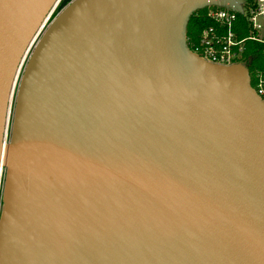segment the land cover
Returning <instances> with one entry per match:
<instances>
[{"label": "water", "instance_id": "1", "mask_svg": "<svg viewBox=\"0 0 264 264\" xmlns=\"http://www.w3.org/2000/svg\"><path fill=\"white\" fill-rule=\"evenodd\" d=\"M243 2L0 0V264H264V102L185 45Z\"/></svg>", "mask_w": 264, "mask_h": 264}, {"label": "built area", "instance_id": "2", "mask_svg": "<svg viewBox=\"0 0 264 264\" xmlns=\"http://www.w3.org/2000/svg\"><path fill=\"white\" fill-rule=\"evenodd\" d=\"M243 10L252 31L247 38L238 39L233 32L237 12L211 6L207 7L206 17L213 22V25L201 31L197 44H187L185 39V45L190 53L208 63L219 66H243L247 71L250 89L264 102V71L248 70L249 68L242 61L246 41H254L264 46V0H253V5L248 8H244L241 4V11ZM4 179L5 168L0 164V211Z\"/></svg>", "mask_w": 264, "mask_h": 264}, {"label": "trees", "instance_id": "3", "mask_svg": "<svg viewBox=\"0 0 264 264\" xmlns=\"http://www.w3.org/2000/svg\"><path fill=\"white\" fill-rule=\"evenodd\" d=\"M253 5V0H244L243 7L248 8ZM207 8L198 9L194 11L185 27V39L187 44H197L201 31L213 25V22L206 17ZM235 22L233 25V32L238 39L247 38L252 31L248 25L246 15L243 12L235 14ZM264 46L254 41L245 42V51L242 55L243 64L249 68L248 70L258 69L264 71V55L262 50Z\"/></svg>", "mask_w": 264, "mask_h": 264}, {"label": "rangeland", "instance_id": "4", "mask_svg": "<svg viewBox=\"0 0 264 264\" xmlns=\"http://www.w3.org/2000/svg\"><path fill=\"white\" fill-rule=\"evenodd\" d=\"M57 10L55 11V13H54V15H53V17H52V19L57 15ZM51 19V20H52ZM50 20V21H51ZM50 23V22H49ZM48 23V24H49ZM48 24H47V26H48ZM47 26L45 27V29L47 28ZM44 29V30H45ZM43 30V31H44ZM43 31H42V33H43ZM41 33V34H42ZM41 34H40V36H41ZM39 36V37H40ZM38 37V38H39ZM33 48V47H32ZM32 48H31V50H32ZM31 50H30V52H31ZM29 52V53H30ZM29 53L27 54V57H28V55H29ZM26 57V58H27ZM26 60L27 59H25V62H26ZM24 65L25 64H23V67H24ZM23 67L21 68V70H20V72H19V76H18V79H17V81H16V85H15V89H14V92H13V97H12V100H11V107H10V111H9V118H8V127H7V135H6V141H8V139H9V134H10V128H11V121H12V115H13V107H14V101H15V95H16V90H17V86H18V84H19V80H20V77H21V74H22V70H23Z\"/></svg>", "mask_w": 264, "mask_h": 264}, {"label": "bare ground", "instance_id": "5", "mask_svg": "<svg viewBox=\"0 0 264 264\" xmlns=\"http://www.w3.org/2000/svg\"><path fill=\"white\" fill-rule=\"evenodd\" d=\"M56 10V9H55ZM55 10L51 12L50 16L48 17V19L46 20L45 24L43 25L42 29L40 30L39 34L37 35L36 39L33 41L28 53L30 52L31 48L34 46L35 42L37 41L38 37L40 36V34L42 33V31L45 29V27L47 26V24L50 22V20L52 19ZM27 53V54H28Z\"/></svg>", "mask_w": 264, "mask_h": 264}]
</instances>
